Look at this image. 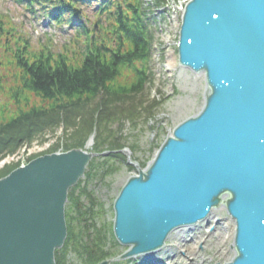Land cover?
<instances>
[{
	"label": "water",
	"instance_id": "obj_1",
	"mask_svg": "<svg viewBox=\"0 0 264 264\" xmlns=\"http://www.w3.org/2000/svg\"><path fill=\"white\" fill-rule=\"evenodd\" d=\"M175 49L178 67L201 82L200 105L144 168L125 151L136 174L112 201L125 250L97 264L158 253L218 210L233 223L232 256L215 264H264V0H186ZM98 155L47 154L0 179V264H55L68 191Z\"/></svg>",
	"mask_w": 264,
	"mask_h": 264
},
{
	"label": "trees",
	"instance_id": "obj_2",
	"mask_svg": "<svg viewBox=\"0 0 264 264\" xmlns=\"http://www.w3.org/2000/svg\"><path fill=\"white\" fill-rule=\"evenodd\" d=\"M15 1L35 18L46 19L60 30L65 26L74 30L69 45L76 50L66 46L58 53L46 44L34 48L29 36L0 19V157L14 154L45 130L67 122L71 111L81 118L79 131L85 135L78 134V141L64 151L82 148L86 133L96 132L92 150L108 154L93 158L84 179L70 190L65 209L67 237L54 253L55 264H96L110 255L103 250L107 239L112 248L116 244L104 223L96 222L100 211L94 209L97 201L88 192V183L112 174L118 163L129 170L133 167L120 152L124 146L113 145L115 138L102 145L101 119L95 120L92 112L99 117L109 106L145 91L151 76V25L157 12H164V0H151L147 6L142 0ZM91 106L96 110H88ZM106 131L111 136L112 131ZM56 151L57 147L51 150ZM12 169L1 171L0 178ZM70 253L79 262L70 261Z\"/></svg>",
	"mask_w": 264,
	"mask_h": 264
},
{
	"label": "rangeland",
	"instance_id": "obj_3",
	"mask_svg": "<svg viewBox=\"0 0 264 264\" xmlns=\"http://www.w3.org/2000/svg\"><path fill=\"white\" fill-rule=\"evenodd\" d=\"M178 1L167 0L166 4L172 13L164 14V12L158 11L157 20L151 25L154 37L151 76L145 91L134 95L124 103L109 106L102 111L99 117H97L96 111L92 112L95 114V120L101 119L99 130L103 137L102 145L105 147V143L115 138L117 142L113 145L120 142L127 150L131 148L132 151L128 150L130 160L135 162L138 167H142L150 160L157 145L161 143L174 124L195 113L199 107L201 82L193 79L190 81V75H188L190 78H185L183 74L186 73H182L177 64L175 48L180 16V10L177 8L182 9L183 7V4L178 5ZM149 2L151 4V0ZM172 5H174V9ZM0 19L10 22L19 34L29 36L34 48L46 44L52 45L51 49L58 53H62L66 46H69L71 52L76 50L69 45L73 36L76 35L74 30H60L43 22L42 18L28 15L24 7L17 4L15 0H0ZM170 60H172V66H168V63H171ZM91 108L96 110L95 106H91L88 110ZM73 113L71 111L66 114L69 116L67 122L45 130L31 144L23 145L12 155L0 157V172L49 154L54 147H57L58 151H62L66 146L76 143L77 138L85 134L79 131L83 128L81 118L76 119ZM88 115L89 113L86 114V117ZM107 129L112 131L111 136L107 135ZM80 133L81 136H78ZM91 135H95V133H86V141ZM116 165V171L105 175L104 178L96 177L92 183H88L87 187L88 192L92 193L101 205L95 209L102 210L101 207H103V212L96 218V222L97 224L104 223L105 228L109 227L112 220L111 203L114 195L124 180L129 175L135 174L134 169L129 170L121 163ZM83 201L87 204L85 198ZM219 217L223 221L224 216L220 214ZM187 255L192 257L190 254ZM228 258L229 254L224 249L215 261H225ZM182 259L178 261L179 264H197L190 259H186L182 263ZM69 260L79 262L75 253H70ZM201 264H209V262L205 261Z\"/></svg>",
	"mask_w": 264,
	"mask_h": 264
},
{
	"label": "flooded vegetation",
	"instance_id": "obj_4",
	"mask_svg": "<svg viewBox=\"0 0 264 264\" xmlns=\"http://www.w3.org/2000/svg\"><path fill=\"white\" fill-rule=\"evenodd\" d=\"M185 75V74H183ZM188 75H185V78ZM191 81V78H190ZM223 213V212H220ZM219 213V214H220ZM230 221V220H229ZM227 222L226 224H220V228L217 226H212L211 230L228 231L232 222ZM229 223V224H228ZM212 221L209 219L207 223H200L197 226L190 229H181L173 232L168 238L166 245L158 253H153L148 256H136L127 261V264H173L174 260L183 252V248L190 247L192 244L196 243L201 249H197L198 253L205 254L207 249H202L203 244L211 238V231L208 229V225H211ZM122 251L123 249H119ZM190 250V249H186ZM231 254L230 250H227ZM206 255V254H205ZM125 263V262H123ZM197 263V261L195 262Z\"/></svg>",
	"mask_w": 264,
	"mask_h": 264
},
{
	"label": "bare ground",
	"instance_id": "obj_5",
	"mask_svg": "<svg viewBox=\"0 0 264 264\" xmlns=\"http://www.w3.org/2000/svg\"><path fill=\"white\" fill-rule=\"evenodd\" d=\"M170 61H171V63L169 62V63H168V66H170V65L172 66V60H170ZM89 143H90V140L88 141V144H89ZM88 146H89V145H88ZM192 258H194V259L197 258V255H196V254H192Z\"/></svg>",
	"mask_w": 264,
	"mask_h": 264
}]
</instances>
